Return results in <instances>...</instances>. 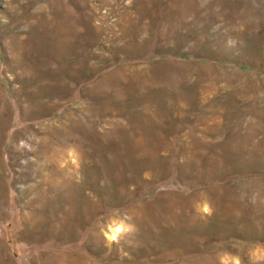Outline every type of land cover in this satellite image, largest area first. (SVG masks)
Returning <instances> with one entry per match:
<instances>
[{"label": "rangeland", "instance_id": "obj_1", "mask_svg": "<svg viewBox=\"0 0 264 264\" xmlns=\"http://www.w3.org/2000/svg\"><path fill=\"white\" fill-rule=\"evenodd\" d=\"M0 264H264V0H0Z\"/></svg>", "mask_w": 264, "mask_h": 264}, {"label": "bare ground", "instance_id": "obj_2", "mask_svg": "<svg viewBox=\"0 0 264 264\" xmlns=\"http://www.w3.org/2000/svg\"><path fill=\"white\" fill-rule=\"evenodd\" d=\"M120 230V226L119 225H114L110 228V233L112 236H114L118 231Z\"/></svg>", "mask_w": 264, "mask_h": 264}]
</instances>
